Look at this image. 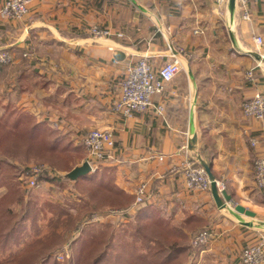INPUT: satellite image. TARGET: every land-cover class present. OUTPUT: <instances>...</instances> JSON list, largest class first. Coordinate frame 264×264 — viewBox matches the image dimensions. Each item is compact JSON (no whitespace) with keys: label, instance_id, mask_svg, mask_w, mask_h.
Returning <instances> with one entry per match:
<instances>
[{"label":"crops","instance_id":"0c3cea01","mask_svg":"<svg viewBox=\"0 0 264 264\" xmlns=\"http://www.w3.org/2000/svg\"><path fill=\"white\" fill-rule=\"evenodd\" d=\"M230 1L220 8L217 0H33L23 20L0 21V53L10 51L14 59L0 72L1 89L12 94L9 100L0 94L2 109L11 102L75 146L93 129L114 134L115 147L91 172L95 178L47 186L91 202L95 223H114L106 210L117 207L96 205L82 186L98 184L133 203L138 186L147 183L151 197L139 213L186 226L190 244L194 233L212 231L203 250L191 245L186 264H243L244 249L264 235V187L254 175L255 159L264 154V119L245 117L242 109L256 94L264 96V45L255 40H264V1L235 0L233 8ZM93 26L111 36L94 38ZM145 57L157 66L178 59L181 71L152 97L155 106L165 107L162 115L152 108L121 117L113 105L126 70ZM209 154L215 178L232 197L225 208L211 190L185 185L184 164L202 167L199 157L207 162ZM77 158L64 175L86 162L88 153ZM6 193L0 188V199ZM31 194L39 213L55 203ZM237 205L256 216L237 217ZM13 210L21 213L22 206Z\"/></svg>","mask_w":264,"mask_h":264},{"label":"trees","instance_id":"16d2710c","mask_svg":"<svg viewBox=\"0 0 264 264\" xmlns=\"http://www.w3.org/2000/svg\"><path fill=\"white\" fill-rule=\"evenodd\" d=\"M3 110L0 114V188L5 187L7 193L0 199V249L6 250L23 240L28 233V222L31 227H37L40 213L32 203L29 190L24 187V182L29 177L30 165H46L60 174L57 177L42 175L38 179L40 184L59 185L63 180L71 181L68 174L64 175L62 172L71 170V160L87 150L84 144L75 146L64 141L56 129L37 122L31 115L15 107L7 104L3 105ZM212 158V154L205 158L211 169ZM87 178L93 179L95 174L75 181ZM82 187L83 193L89 195L96 205L107 204L126 210L135 202L128 203L125 197L112 195L107 188L101 189L98 184ZM26 196L28 199L24 200ZM15 205L22 206L19 216L12 214L15 213ZM94 211L96 209L90 215ZM139 212L131 215L128 230L125 229L118 235L108 232L103 237L87 235L89 238H85L82 230L80 234L84 237H79L72 243L74 248L75 245L80 248L73 264H186L192 245L189 235L184 231L186 226L171 225L161 218L149 219ZM55 235L37 239L23 254L2 264H39L41 260V264H49V257L46 256L59 239ZM128 235L132 237L131 241L127 239Z\"/></svg>","mask_w":264,"mask_h":264},{"label":"built area","instance_id":"2783aa9c","mask_svg":"<svg viewBox=\"0 0 264 264\" xmlns=\"http://www.w3.org/2000/svg\"><path fill=\"white\" fill-rule=\"evenodd\" d=\"M228 0H217L220 8ZM245 5L250 0H239ZM264 1V0H256ZM33 0H7L0 3V21L9 20L21 21L31 12ZM249 19V15H245ZM90 33L94 38H108L111 31L93 26ZM119 37L123 34L119 33ZM258 45L263 46L264 40L261 36L255 38ZM13 54L10 51L0 53V72L2 69L13 63ZM181 71V64L178 59L165 62L161 66L150 62L146 57L142 58L134 66L126 70L125 77L120 86V96L114 102L113 111L124 118H130L135 113L146 112L152 108L162 115L165 107L161 104L155 106L152 97L161 95L165 92L168 84H170ZM248 76L252 78L253 72H249ZM243 114L245 117L262 121L264 119V96L256 94L252 100L243 104ZM84 146L88 153V162L91 172L99 169V165L109 158L110 152L115 147L114 134L106 129H93L83 139ZM256 140H252V144L256 145ZM184 181L186 188L191 191L210 192L211 181L203 167H196L193 163L187 162L183 169ZM29 177L24 182L27 190H33L39 187L38 179L42 175L50 177L60 176L46 165H30ZM255 182L259 188L264 187V154L258 155L254 163ZM217 181L219 191L225 190L223 182ZM150 193L147 183L138 186L135 195V202L129 209L112 210L108 212V216L125 217L130 219L141 207L147 205L150 200ZM99 220L94 215L90 222ZM89 223V222H88ZM213 234L209 228H204L194 235L192 246L195 249L203 250L212 240ZM63 254V253H62ZM63 256V257H62ZM64 259L65 255H61ZM60 260V259H59ZM243 264H264V235L259 237L256 244L250 245L244 249L242 253Z\"/></svg>","mask_w":264,"mask_h":264},{"label":"rangeland","instance_id":"374dc122","mask_svg":"<svg viewBox=\"0 0 264 264\" xmlns=\"http://www.w3.org/2000/svg\"><path fill=\"white\" fill-rule=\"evenodd\" d=\"M0 94H5L8 100L12 98L11 92L5 88L1 89L0 87ZM6 103L7 102H5V105ZM8 105L15 107L11 102H9ZM3 111L4 110L0 108V114H2ZM65 160L67 161V158H65ZM71 161L72 162L69 164L73 166L78 162L77 156ZM13 181L16 182V180ZM47 184L48 183H41L38 188L30 190L29 192L32 193L31 195L37 194V197L42 203L48 201L45 199H49L57 204L52 203L49 207L44 206L43 213L39 215L37 227H31L30 222L27 223L28 233L20 243L14 245L10 249H0V264L16 259L37 239H46L55 234H57L55 237L58 236L59 239L53 250L46 256L49 257V264H73L80 248L77 245H75L74 248L72 243L77 238L84 237L83 235V237H81L80 234L82 230H84L85 238H89L90 235L103 237L108 232H114L118 235L120 232L129 228L130 219L125 217H115L114 223H106L105 221L98 223L90 222L94 216L93 214L90 215V213L92 210H95L91 202H77L74 200L73 196L67 198L68 192L60 195L56 187L47 186ZM59 202L60 204H58ZM106 211L110 212L112 210ZM12 214L19 216L20 213ZM108 219L110 220V218ZM87 235H89V237ZM127 237L129 241L132 240L131 236L128 235ZM61 255H65L66 257L63 259ZM41 262L39 264H41Z\"/></svg>","mask_w":264,"mask_h":264},{"label":"water","instance_id":"95a60500","mask_svg":"<svg viewBox=\"0 0 264 264\" xmlns=\"http://www.w3.org/2000/svg\"><path fill=\"white\" fill-rule=\"evenodd\" d=\"M230 2H231V7L233 8L235 0H231ZM254 56L256 58L262 60V56L261 55L254 54ZM120 57H121V53H118L116 58L120 59ZM196 141H197V138L194 137L193 140H192V143L195 144ZM190 149L193 150V146L192 145L190 146ZM199 162L201 163L202 167L205 169V171H206V173H207V175H208V177H209V179L211 181V192H212L213 198H214L217 206L220 207V208H225L226 204H227L226 202H231L232 201V197L229 196L227 194V191H225V190H223L222 192L219 191V188L217 186L216 178L213 175L211 167L209 166V164H207V162H205L201 157H199ZM89 174H91V168H90L88 162H84L81 166L76 167L72 171H70L68 173V177L71 180L75 181L78 178L86 176V175H89ZM234 214L237 217H239V214H244V215L252 217V218H254L256 216V214L253 211H250V210H248L245 207L240 206V205H237L235 207ZM242 224H244L246 226H250L251 225L250 223H242Z\"/></svg>","mask_w":264,"mask_h":264}]
</instances>
